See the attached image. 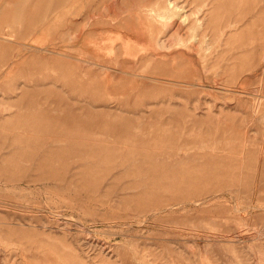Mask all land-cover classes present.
<instances>
[{
    "label": "rangeland",
    "instance_id": "1",
    "mask_svg": "<svg viewBox=\"0 0 264 264\" xmlns=\"http://www.w3.org/2000/svg\"><path fill=\"white\" fill-rule=\"evenodd\" d=\"M0 264H264V0H0Z\"/></svg>",
    "mask_w": 264,
    "mask_h": 264
},
{
    "label": "bare ground",
    "instance_id": "2",
    "mask_svg": "<svg viewBox=\"0 0 264 264\" xmlns=\"http://www.w3.org/2000/svg\"><path fill=\"white\" fill-rule=\"evenodd\" d=\"M169 2V1H168Z\"/></svg>",
    "mask_w": 264,
    "mask_h": 264
}]
</instances>
